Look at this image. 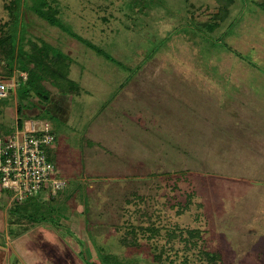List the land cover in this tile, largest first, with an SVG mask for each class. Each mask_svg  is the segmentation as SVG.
Segmentation results:
<instances>
[{
    "label": "rangeland",
    "instance_id": "374dc122",
    "mask_svg": "<svg viewBox=\"0 0 264 264\" xmlns=\"http://www.w3.org/2000/svg\"><path fill=\"white\" fill-rule=\"evenodd\" d=\"M48 1L65 28L22 5L10 39L66 53L63 76L38 96L3 40L0 83L14 89L0 135L15 100L48 119V156L68 186L12 202L11 231L53 225L78 264H264V0ZM13 4L0 0V39ZM63 87L66 117L39 108Z\"/></svg>",
    "mask_w": 264,
    "mask_h": 264
},
{
    "label": "built area",
    "instance_id": "2783aa9c",
    "mask_svg": "<svg viewBox=\"0 0 264 264\" xmlns=\"http://www.w3.org/2000/svg\"><path fill=\"white\" fill-rule=\"evenodd\" d=\"M14 84L0 83V99L9 96ZM53 126L46 119H28L0 135V183L13 191L11 202L22 204L36 193L55 197L67 181L49 159L48 146L55 143Z\"/></svg>",
    "mask_w": 264,
    "mask_h": 264
},
{
    "label": "crops",
    "instance_id": "0c3cea01",
    "mask_svg": "<svg viewBox=\"0 0 264 264\" xmlns=\"http://www.w3.org/2000/svg\"><path fill=\"white\" fill-rule=\"evenodd\" d=\"M26 73V72H21ZM73 96L71 94H56L50 100V102L43 106L39 104L40 109H50L53 113H60L63 117H66L64 113L59 112L58 107L61 109H65L64 106L71 105V101H73ZM43 106V107H42ZM33 108H29L30 110ZM58 111V112H57ZM39 113L38 109L34 110V113ZM9 115L10 120L7 121L8 129L10 126H16L18 124V102L15 100L13 106L3 107L1 116L6 117ZM13 114V115H12ZM12 115V116H10ZM28 119H38L30 115V117L25 116V120ZM48 120V119H46ZM1 186V184H0ZM0 190V264H12L13 258L18 261V263L22 264H78V260L74 254L73 248L66 235L61 233L59 229L53 225L38 224L36 227V231L33 230H23L21 232L14 233L10 229V210L9 207L11 205V199L9 198L6 192ZM9 206H8V205ZM74 222V221H71ZM68 229L73 230L72 227H68ZM8 238H12L10 241L11 244L6 240ZM23 240L24 242H21ZM29 244V245H28ZM24 245V246H23ZM28 245V249L26 248ZM23 246V247H22Z\"/></svg>",
    "mask_w": 264,
    "mask_h": 264
},
{
    "label": "trees",
    "instance_id": "16d2710c",
    "mask_svg": "<svg viewBox=\"0 0 264 264\" xmlns=\"http://www.w3.org/2000/svg\"><path fill=\"white\" fill-rule=\"evenodd\" d=\"M17 1H18V5L13 4V13H12L13 18H14L13 27H12L13 34L11 32V34H9L8 36L0 39V43L3 42V40H7L10 43L9 48L4 47L5 48L4 49V51H5L4 56H5V58L6 57L8 58V60H7L8 63L10 62L11 65H13V67H11V69L17 65L19 67V69H21L23 72L30 71L29 73L31 74V79L25 81V84L29 85L30 87H34L37 90L38 96L49 100L50 96L49 95L45 96V92H46L45 88L46 87L44 86L43 81H45L46 79H50V77H51L50 75H52L53 78H56V81H57V78H59L60 76H63V73H60V71H59V70H61L60 65L63 63L64 64L66 63L68 55L66 53H64L63 51L55 53L54 50L51 48V46H48L47 43H43V44L39 45L36 42L32 41L31 42L32 43L31 44V46H32L31 51L27 50L24 47V44H20L19 47L18 46L16 47L14 45V42L11 43L10 38L12 36H15V34L17 32V27L19 25L20 16H21L20 6H22V5H24V8L30 7L40 17H42L43 19H46L50 24H52L54 26H60L61 28H65V25L63 24L64 21L59 16H57L56 10L54 9V7H52L50 5L48 0H33L32 4H29V2H27V0H17ZM219 1L223 2V0H219ZM225 11H226V8H221L219 10V13L217 14V16L219 18H225V16H224ZM22 25H23V23H22ZM197 25H199L201 27L214 29L213 25H210V24L203 25L202 23H197ZM36 49H38V50H36ZM29 51L31 52L30 56H32V58L27 56ZM37 51H39V52H37ZM26 58L30 59V61H26ZM20 61H21V63H20ZM29 62L35 63L36 66L38 67V69H40V71L38 72V69H36L37 67L36 68L31 67V69H29V64H28ZM35 70H37V71H35ZM20 84H23V80L20 81ZM58 90L60 92H62L63 94H70L71 92H73L71 89H66L65 87H63V89L59 88ZM25 93H26V97L29 98V96H30L29 91L27 90ZM18 113H19L18 124L22 125L24 123L25 116L23 115L24 111L22 110L21 106H19V105H18ZM37 118L40 119L39 117H37ZM14 129H15V126L14 127L10 126L8 129H6V133L12 132ZM49 159H50V156H49ZM67 186H68V183H67L66 187ZM66 187H64L63 189H66ZM3 189H5V188H3ZM6 190H8V189H6ZM26 201H28V200H26ZM29 204H31V203L26 202V206L27 205L30 206ZM17 206H21V205H17ZM10 212L17 213V211L12 210V208L10 209ZM32 219L34 221L35 220L38 221V219H36L35 217L34 218L32 217ZM38 222L40 223L42 221H38Z\"/></svg>",
    "mask_w": 264,
    "mask_h": 264
}]
</instances>
